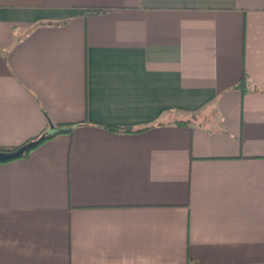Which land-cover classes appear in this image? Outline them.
Instances as JSON below:
<instances>
[{
  "label": "crops",
  "instance_id": "obj_1",
  "mask_svg": "<svg viewBox=\"0 0 264 264\" xmlns=\"http://www.w3.org/2000/svg\"><path fill=\"white\" fill-rule=\"evenodd\" d=\"M61 126L0 264H264V0H0V147Z\"/></svg>",
  "mask_w": 264,
  "mask_h": 264
},
{
  "label": "trees",
  "instance_id": "obj_2",
  "mask_svg": "<svg viewBox=\"0 0 264 264\" xmlns=\"http://www.w3.org/2000/svg\"><path fill=\"white\" fill-rule=\"evenodd\" d=\"M103 11H105V9L93 8V9H89V10H87V12H88L89 14H97V13H101V12H103ZM243 82H244V79H243ZM243 82H241L239 86H242V85H243ZM71 130H72V127H71V126H70V127H66V126L63 127V126H61V127L58 128L57 131H56L55 133H53V134H47V133H45V134L40 135V136L34 138L33 140L27 141V142H25L24 144H22V145H20V146H18V147H15V148H1V147H0V151H4V152H14V151L18 150V149L21 148L23 145H25V144H27V143H29V142H32V141H35V140H38V139L42 138L41 141L39 142V144H41V143H43L44 141H46V140L52 138V137H53L55 134H57V133H61V132L71 133ZM113 130H114V131H120L119 129H113ZM123 131H125V132H132L131 129H124ZM42 136H43V137H42ZM39 144H38V145H39Z\"/></svg>",
  "mask_w": 264,
  "mask_h": 264
},
{
  "label": "water",
  "instance_id": "obj_3",
  "mask_svg": "<svg viewBox=\"0 0 264 264\" xmlns=\"http://www.w3.org/2000/svg\"><path fill=\"white\" fill-rule=\"evenodd\" d=\"M41 139L42 138H40L38 140H35V141H32V142H29V143L23 145L18 150L14 151V152H4V151H0V162L9 161V160L18 158L20 156H23L27 151H29L30 149H32L33 147H35L36 145H38L39 142L41 141Z\"/></svg>",
  "mask_w": 264,
  "mask_h": 264
}]
</instances>
